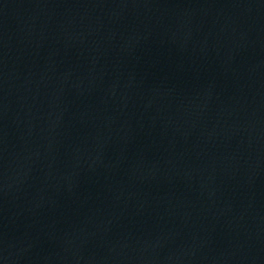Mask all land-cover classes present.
I'll use <instances>...</instances> for the list:
<instances>
[{
	"label": "water",
	"instance_id": "obj_1",
	"mask_svg": "<svg viewBox=\"0 0 264 264\" xmlns=\"http://www.w3.org/2000/svg\"><path fill=\"white\" fill-rule=\"evenodd\" d=\"M0 264H264V0H0Z\"/></svg>",
	"mask_w": 264,
	"mask_h": 264
}]
</instances>
